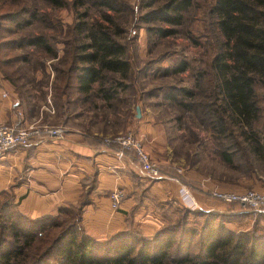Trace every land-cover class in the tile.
Returning a JSON list of instances; mask_svg holds the SVG:
<instances>
[{
  "label": "rangeland",
  "instance_id": "rangeland-1",
  "mask_svg": "<svg viewBox=\"0 0 264 264\" xmlns=\"http://www.w3.org/2000/svg\"><path fill=\"white\" fill-rule=\"evenodd\" d=\"M169 1L113 0L115 9H109L99 5L98 0H0V99L14 92L31 107L50 106V101L55 114L47 112L44 117L56 124L38 125L65 129L68 120L74 122L76 118L80 123L82 119L83 125L88 121L89 127L95 125L102 131V142L114 146L117 155L121 146L107 139L122 134L139 138L142 149L158 165V178L162 175L176 177L190 194H199L203 200L213 202L214 208L207 211L198 206L191 209L186 203L182 207L179 194L180 204L175 202L173 211L166 214L158 228L168 229L174 236L172 250L190 243L188 251L193 262L204 259L203 251L197 235L190 242L180 243L182 231L200 232L208 223L221 222L232 232L264 238V209L224 201L212 191L264 194V87L259 81L254 85L258 114L252 129L259 137L257 150L253 147L255 143L245 137L248 132L243 129L246 127L218 106L221 101L212 61L223 37L211 13L215 0H191L177 25L144 20L146 12ZM105 16L108 19L105 20ZM80 23L106 25L114 32L117 42L125 47L124 58L129 64L125 75L106 72L86 93L78 91L73 71L82 65L75 56L78 53L75 45L82 43L77 40L80 37L76 32ZM158 28L174 31L160 36ZM84 34L85 31L81 36ZM36 40L45 44H33ZM182 62L187 68L175 71ZM102 87L109 90L107 96L99 92ZM137 108L140 117H136ZM217 112L224 114L218 129ZM147 124L164 130V152H154L159 157L164 154V165L154 161L143 138L136 134ZM122 151L120 158L130 155L138 164L133 150ZM221 151L226 152L229 159L222 156ZM18 200L12 186L0 188V210L2 202L13 208L18 206ZM111 207L117 209L112 204ZM66 210L68 214L62 213L57 219L60 226L48 236H56L67 223H75L80 216L73 209ZM5 223L0 254L11 247L8 242L12 241L7 227L9 221ZM19 227L27 228L24 223ZM128 229L142 234L138 227ZM32 249L26 248V252L32 255ZM49 260L54 262L53 258L46 259ZM166 264L174 263L167 261Z\"/></svg>",
  "mask_w": 264,
  "mask_h": 264
},
{
  "label": "trees",
  "instance_id": "trees-1",
  "mask_svg": "<svg viewBox=\"0 0 264 264\" xmlns=\"http://www.w3.org/2000/svg\"><path fill=\"white\" fill-rule=\"evenodd\" d=\"M98 1L99 5L115 9L113 0ZM190 3L191 0H171L146 12L143 18L148 22L160 20L177 25L182 19L181 13ZM211 13L223 37L221 48L212 61L221 101L218 106L229 111L238 124L247 128L243 129L248 132L245 137L254 142L253 147L257 149V145H260L259 137L253 132L252 122L258 114L254 85L259 81L264 87V0H215ZM104 18L108 19L106 16ZM83 31L85 36H81ZM173 31L157 29L160 36H167ZM76 32L80 37L77 40L82 41L75 45V51L78 52L75 56L82 63L73 70L76 73L78 91L88 92L91 84L100 80L106 72H120L124 75L128 72L129 64L124 58L125 47L117 42L114 32L106 25L88 26L87 23H80ZM33 44L45 43L36 40ZM186 68V63L182 62L175 71H184ZM99 92L107 96L109 90L102 87ZM223 115L217 112L216 119L220 123L216 126L217 129L222 126ZM240 136L244 137L242 134ZM221 152L222 156L228 158L226 152ZM11 208L7 202H2L0 239L5 236L3 228L6 227L5 222L9 221L7 227L11 230L12 241L8 242L11 247L0 254V264L192 262L188 251L190 243L184 248L177 246L172 250L176 240L168 229H158L151 238L125 229L109 236L105 241H98L85 233L78 216L75 223H67L63 231L51 237L48 235L60 226L57 219L65 213L66 208H60L56 215L41 218H30L21 214L17 207ZM20 223L26 224L27 228H20ZM194 235H197L204 259L193 261L192 264H264V238L245 232H232L220 222L208 223L200 232L192 229L182 231L179 241L190 242ZM30 247L33 248L32 255L26 252V248ZM182 250H185L184 254H180ZM48 257L53 258L54 262L46 261Z\"/></svg>",
  "mask_w": 264,
  "mask_h": 264
},
{
  "label": "crops",
  "instance_id": "crops-1",
  "mask_svg": "<svg viewBox=\"0 0 264 264\" xmlns=\"http://www.w3.org/2000/svg\"><path fill=\"white\" fill-rule=\"evenodd\" d=\"M3 96L0 123L56 124L44 117L47 112L55 114L50 101V106L39 108L31 107L14 92ZM74 120L65 122L63 138L36 137L28 145L14 147L0 157V188H14L21 214L41 218L56 215L60 208L73 209L80 213L85 233L102 241L130 226L140 228L147 238L164 223L175 202L181 200V206H185L178 199L182 183L176 177L148 178L133 156L120 158L114 146L102 142V131L97 126ZM136 134L143 138L154 161L164 165V154L159 157L154 153L164 152L163 128L147 124ZM117 188L124 197L114 210L109 194ZM191 196L198 208H214L211 200H203L196 193Z\"/></svg>",
  "mask_w": 264,
  "mask_h": 264
},
{
  "label": "built area",
  "instance_id": "built-area-1",
  "mask_svg": "<svg viewBox=\"0 0 264 264\" xmlns=\"http://www.w3.org/2000/svg\"><path fill=\"white\" fill-rule=\"evenodd\" d=\"M65 129L62 127H52L45 125H38L36 123H30L26 126H14L6 123H0V157L8 150L28 145L34 138L40 136H49L53 138H63ZM139 138H135L132 134H122L110 140H106L110 143H117L121 146V150L118 155L123 156L122 150H133L138 164L141 167L142 172L150 178L159 177L158 165L151 161L149 155L142 149ZM213 195L224 200L239 202L243 205H247L253 209H264V194H258L255 192H248L245 194H239L230 191H217L212 190ZM123 192L120 189H114L111 191V204L115 208L120 204L123 198ZM180 196L184 203L189 205L191 209H196L197 205L194 204L192 196L187 188H180Z\"/></svg>",
  "mask_w": 264,
  "mask_h": 264
},
{
  "label": "water",
  "instance_id": "water-1",
  "mask_svg": "<svg viewBox=\"0 0 264 264\" xmlns=\"http://www.w3.org/2000/svg\"><path fill=\"white\" fill-rule=\"evenodd\" d=\"M136 112H137V117H139L140 113H139V109L138 108L136 109Z\"/></svg>",
  "mask_w": 264,
  "mask_h": 264
}]
</instances>
